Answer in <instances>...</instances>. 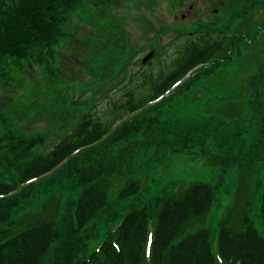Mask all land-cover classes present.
Listing matches in <instances>:
<instances>
[{
  "label": "trees",
  "instance_id": "obj_1",
  "mask_svg": "<svg viewBox=\"0 0 264 264\" xmlns=\"http://www.w3.org/2000/svg\"><path fill=\"white\" fill-rule=\"evenodd\" d=\"M82 1L0 0V80L23 63H40L51 71L56 48L68 36L64 25ZM110 1L92 0V5ZM191 35L146 97L137 101L133 91L125 93L116 108L130 116L121 124L82 112L51 150L36 153L46 144L45 135L15 131L0 112V264H264V186H254L253 173V164L264 161V109L258 136L249 143L240 135L239 140L221 136L222 123L213 117L170 125L152 115L232 54L227 47L235 36ZM254 83L262 106L264 67ZM141 104L147 107L138 113ZM67 118L60 114V120ZM221 140L226 150L219 147ZM210 144L215 155L207 149ZM247 146L252 152L246 157ZM194 148L220 167L217 181H173L148 194L145 174L136 171L140 160L151 149L156 160ZM233 169L240 176L234 200L213 220L212 210L222 206L221 189L227 194L231 188L224 175ZM116 179L122 183L114 198L110 191ZM64 193L69 196L61 204Z\"/></svg>",
  "mask_w": 264,
  "mask_h": 264
},
{
  "label": "rangeland",
  "instance_id": "obj_2",
  "mask_svg": "<svg viewBox=\"0 0 264 264\" xmlns=\"http://www.w3.org/2000/svg\"><path fill=\"white\" fill-rule=\"evenodd\" d=\"M92 4V0H83L69 16L64 25L68 36L56 48L51 71L40 63H23L12 66L10 78L0 80V112L7 125L19 133L46 137V144L36 153L51 150L65 126L82 112H93L104 123L116 118V125L128 119L129 111L116 105L124 102L127 91H133L137 101L146 97L153 83L173 67L185 41L195 36L192 33H225L227 39L235 36L234 45L227 47L232 54L211 75L183 89L182 95L172 96L152 115L170 125L213 117L222 123L224 132L220 133L226 139L239 140L240 135L249 143L257 138L259 111L264 104H257L262 96H257L258 84H252V78L264 67V0H112L105 6ZM150 52L155 56L145 65L142 58ZM72 100L78 105H69ZM146 107L141 104L137 112ZM64 113L68 118L62 121L59 118ZM221 144L222 140L219 147L223 149ZM215 148V144L207 147L214 155ZM251 152L247 146L245 156ZM154 153L151 149L136 170L145 174L150 195L173 181L214 183L222 175L211 155L197 148L152 160ZM253 167L254 186H264V161ZM224 176L225 186L231 188L227 194L221 189L222 206L219 211L212 210L213 220L234 200V185L240 177L234 169ZM121 183L119 179L113 182L112 197L116 198ZM68 196L59 197L61 204ZM257 198L250 208L257 207Z\"/></svg>",
  "mask_w": 264,
  "mask_h": 264
},
{
  "label": "water",
  "instance_id": "obj_3",
  "mask_svg": "<svg viewBox=\"0 0 264 264\" xmlns=\"http://www.w3.org/2000/svg\"><path fill=\"white\" fill-rule=\"evenodd\" d=\"M153 55V52H150L149 54H146L143 59H142V63H146L148 59H150Z\"/></svg>",
  "mask_w": 264,
  "mask_h": 264
}]
</instances>
